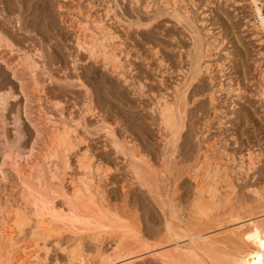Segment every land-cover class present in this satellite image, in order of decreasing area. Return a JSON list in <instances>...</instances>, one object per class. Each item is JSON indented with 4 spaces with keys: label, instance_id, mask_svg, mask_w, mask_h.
Returning <instances> with one entry per match:
<instances>
[{
    "label": "rangeland",
    "instance_id": "1",
    "mask_svg": "<svg viewBox=\"0 0 264 264\" xmlns=\"http://www.w3.org/2000/svg\"><path fill=\"white\" fill-rule=\"evenodd\" d=\"M253 3L0 0V229L14 248L37 249L38 264H237L249 227L264 224ZM94 20L111 34L115 71L77 47L90 36L78 25L101 37ZM206 168L215 180L199 178L197 193ZM40 219L50 226L35 248Z\"/></svg>",
    "mask_w": 264,
    "mask_h": 264
},
{
    "label": "bare ground",
    "instance_id": "2",
    "mask_svg": "<svg viewBox=\"0 0 264 264\" xmlns=\"http://www.w3.org/2000/svg\"><path fill=\"white\" fill-rule=\"evenodd\" d=\"M253 4L255 6V11L257 12V15L260 19V24L262 26V28L264 29V14L262 15L261 13V9L257 3H256V0H253ZM86 15V14H85ZM88 19V18H87ZM93 22L92 24H94V27L96 26V28L99 30V33L101 34V37L100 36H97L96 32H94V30L89 29L88 27H85V26H82L80 27L79 25L77 27L80 28V30L82 32L84 31H89L88 35L89 38L87 39L88 36L85 35V32L82 33L80 36H78L77 38V47L83 51H86L87 53H89L90 57H92L94 60L98 57H102L104 63H105V66H111L113 68L112 71H115V68L118 69L119 68V59L117 57V55L114 53L113 51V48L112 49H108V45H106L104 42L105 41H108V39L111 38V34L108 33V30L103 26V24L101 23V20H99V24H97V21H91ZM85 23V22H84ZM88 23V22H87ZM86 24V23H85ZM84 24V25H85ZM93 26V25H92ZM235 26V25H234ZM94 28V29H96ZM96 29V30H97ZM1 38V37H0ZM206 47V46H205ZM29 56V55H28ZM31 59V58H30ZM28 62H31L29 60H26ZM34 62V61H33ZM27 63V62H26ZM32 63V62H31ZM28 65H35V64H29ZM27 65V66H28ZM32 67V66H30ZM161 100V99H160ZM158 100V106H159V109H160V115H161V119H162V122H164L163 124H165L166 126L168 127H172L174 121H173V111H172V108L171 106L167 105L165 106L164 103L162 101ZM167 127V128H168ZM57 130V129H56ZM68 129L66 127H63L62 128V132H65L66 134L62 135L61 137L57 135V139L55 140L56 143L58 144H62L64 142V136H67V131ZM69 135V134H68ZM70 138V136H68ZM71 141V140H70ZM67 144V143H66ZM48 145V144H47ZM57 147V146H56ZM44 158L46 159V157L44 156ZM43 158V159H44ZM207 166V165H205ZM215 168V167H214ZM86 169V167H85ZM202 168H200V171H201ZM209 168H206L204 169L201 173H200L198 176V179L196 180L197 182V186L198 188L197 189V193H202L205 192V190L202 191V189L204 188L203 185H199V178H203L205 177V179H210L211 180H215L214 179V174L216 175V172H213L214 170L212 171H209L208 170ZM199 170V169H198ZM216 170V169H215ZM218 170V169H217ZM23 172V171H22ZM213 174V175H211ZM221 178V177H220ZM204 179V178H203ZM223 179V178H222ZM206 182V181H205ZM209 182V181H208ZM215 182V181H213ZM216 183V182H215ZM205 185V184H204ZM212 185V184H211ZM196 186V187H197ZM210 187L209 183L207 185V188ZM214 187H215V184H214ZM213 187V188H214ZM206 188V187H205ZM208 192L210 190V188L207 189ZM214 190L212 189L211 187V191ZM196 191V190H195ZM211 191L209 193H211ZM216 191V190H215ZM214 192V191H212ZM207 193V191H206ZM199 195V194H198ZM203 196V195H202ZM202 198V197H201ZM200 198V199H201ZM196 199V198H195ZM195 202V201H194ZM40 203V202H39ZM42 203V202H41ZM201 200H196V205L194 207H197L198 209H200L201 207ZM34 204V203H33ZM37 204V203H36ZM2 207V206H1ZM46 207V206H45ZM203 207V206H202ZM5 209V208H4ZM49 209V208H48ZM37 210V209H36ZM197 210V209H196ZM201 210V209H200ZM3 211V210H2ZM5 211H3L4 213ZM10 213V212H9ZM21 213V212H20ZM5 214V213H4ZM18 214V213H17ZM16 214V215H17ZM39 214V213H38ZM7 215V214H6ZM12 215V214H11ZM37 215V214H36ZM35 215V216H36ZM43 215V213H42ZM18 216V215H17ZM25 216V215H24ZM15 217V216H14ZM21 217V216H19ZM23 217V216H22ZM42 218V217H41ZM8 219V217H7ZM17 219V218H16ZM20 219V218H19ZM23 219V218H22ZM39 220V219H38ZM37 220V221H38ZM7 221L6 220V217H3V225L5 223L6 226L7 225ZM16 221V220H15ZM30 221V220H29ZM43 220L40 219V222H36L35 224H32L34 225V228L32 230V235L34 236V238L36 239L34 242H36L38 239H41L40 236H38L39 234H43L44 231V226L47 224V226L49 225L47 222H44L46 220ZM18 222V221H17ZM25 222V221H24ZM27 222V221H26ZM44 223V225L42 223ZM19 223V222H18ZM17 223V226L18 228L20 229L22 225H18ZM1 224V225H2ZM24 224V223H23ZM0 225V226H1ZM4 225V227H5ZM16 225V224H15ZM50 226V225H49ZM3 227V228H4ZM2 228V229H3ZM10 228V227H9ZM32 229V227H31ZM50 229V228H49ZM49 229L47 231H49ZM10 230V229H9ZM21 230V229H20ZM5 232V228L1 231L0 229V264H26L27 262H32L33 264H38V254H37V249L33 250V252L31 253L30 252V248L29 246H17V248H14V245L16 244L15 241H13V236L11 232V235H9L8 233H4ZM14 232V231H12ZM247 235L249 236L250 240H247L245 239V241H248L251 245V248L247 251H245L244 253L242 254H238V255H235V258L234 261L235 263L237 264H264V238L262 237V233L264 232V224H261V223H253L250 227H249V230L247 231ZM3 233V234H2ZM37 234V235H36ZM38 236V237H37ZM42 236V235H41ZM31 237V236H30ZM47 237V236H46ZM244 240V238H243ZM38 242V241H37ZM37 242L35 243V248H38L40 246H38ZM45 244V243H44ZM43 244V245H44ZM33 246V245H32ZM42 247V245H41ZM33 249V248H32ZM18 253H16V252ZM32 251V250H31ZM244 251V250H243ZM36 253V254H35ZM71 259H69L70 261V264H88L86 260L82 259V258H79L77 255H70ZM108 258V257H107ZM107 258H103L102 260H107ZM114 260L115 259H112V260H107L105 262V264H114ZM31 263V264H32ZM234 263V262H233Z\"/></svg>",
    "mask_w": 264,
    "mask_h": 264
}]
</instances>
